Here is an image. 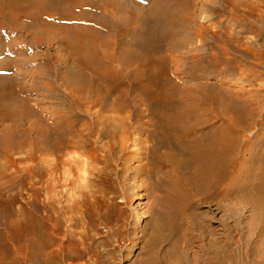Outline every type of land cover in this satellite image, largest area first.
I'll return each instance as SVG.
<instances>
[{
  "label": "bare ground",
  "instance_id": "6f19581e",
  "mask_svg": "<svg viewBox=\"0 0 264 264\" xmlns=\"http://www.w3.org/2000/svg\"><path fill=\"white\" fill-rule=\"evenodd\" d=\"M225 1L232 15L255 8L264 14L257 0ZM99 4L108 11L107 26L89 14ZM128 8L114 0H0V31L28 32L37 45L52 37L74 56L64 76L71 93L62 110L48 109L46 117L29 110L8 75L0 76V125L34 115L28 127L0 129V264H50L49 221L62 194V211L78 213L113 171L112 162L121 161L125 171L138 156L131 146L146 145L148 171L170 178L166 199L180 205L166 208L164 217L173 224L191 195L219 190L231 177L245 108L213 79L235 71L242 56L219 32L206 46L210 21L195 30L203 48L179 52L164 42L162 26L172 16L151 25L146 13ZM108 26L128 34L123 47L104 39ZM10 56L0 52L4 61ZM259 203L264 207V196ZM256 213L264 221V209Z\"/></svg>",
  "mask_w": 264,
  "mask_h": 264
},
{
  "label": "rangeland",
  "instance_id": "374dc122",
  "mask_svg": "<svg viewBox=\"0 0 264 264\" xmlns=\"http://www.w3.org/2000/svg\"><path fill=\"white\" fill-rule=\"evenodd\" d=\"M114 1L128 6V11L146 13L151 25L155 20L160 23L165 14L172 16L169 25L162 26L168 33L164 42L174 45L179 52L202 49L205 42L197 39L195 30L199 24L210 21L212 25L204 38L206 46L216 43L210 38L217 40L219 32L233 45L237 56H242L235 71L213 79L227 87L230 99L238 100L245 108L240 118L237 161L227 183L219 190L191 195L188 208L173 224L164 217L166 208L175 211L180 205L166 199L170 178L148 171L146 145L142 152L131 146L129 153L138 156L125 171L120 170L121 161L112 162L113 171L99 182L90 204L78 213L62 211L66 203L62 194L60 207L49 221L50 264L264 262V221L256 213V209H264L259 203L264 196V14L255 8L232 15L225 0ZM180 4L184 9L178 8ZM98 6L99 9H90L89 14L107 26L108 11L102 4ZM256 6L264 8L263 0H257ZM218 20L220 24L214 27ZM113 28L114 33L109 26L102 29V36L113 37L116 48H121L128 42V34L119 26ZM0 35L8 38L0 43V52L11 55L7 61L0 58V76L8 75V81L16 85L17 95L26 100L29 110L43 117L48 109L62 110L72 89L64 76L72 70L74 56L52 37L37 45L25 31L6 27ZM26 115L23 120L0 125V129L28 127L34 115L30 111Z\"/></svg>",
  "mask_w": 264,
  "mask_h": 264
}]
</instances>
